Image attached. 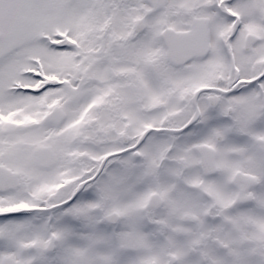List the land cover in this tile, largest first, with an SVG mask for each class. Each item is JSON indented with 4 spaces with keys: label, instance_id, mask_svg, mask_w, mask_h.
Listing matches in <instances>:
<instances>
[{
    "label": "snow or ice",
    "instance_id": "snow-or-ice-1",
    "mask_svg": "<svg viewBox=\"0 0 264 264\" xmlns=\"http://www.w3.org/2000/svg\"><path fill=\"white\" fill-rule=\"evenodd\" d=\"M0 264H264V0H0Z\"/></svg>",
    "mask_w": 264,
    "mask_h": 264
}]
</instances>
